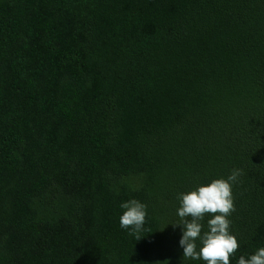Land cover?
Listing matches in <instances>:
<instances>
[{
  "label": "trees",
  "instance_id": "obj_1",
  "mask_svg": "<svg viewBox=\"0 0 264 264\" xmlns=\"http://www.w3.org/2000/svg\"><path fill=\"white\" fill-rule=\"evenodd\" d=\"M233 169L237 264L264 246V0H0V264H204L177 197Z\"/></svg>",
  "mask_w": 264,
  "mask_h": 264
},
{
  "label": "clouds",
  "instance_id": "obj_2",
  "mask_svg": "<svg viewBox=\"0 0 264 264\" xmlns=\"http://www.w3.org/2000/svg\"><path fill=\"white\" fill-rule=\"evenodd\" d=\"M240 175L233 169L227 177L211 179L194 189L178 194L176 215L181 223L178 246L182 256L191 260H202L204 264H230L239 247L236 236L230 231V214L235 210L232 187ZM119 225L136 240L142 238L147 216V205L135 198L122 201ZM206 216V230L202 221ZM163 230V229H162ZM237 264H264V246L254 252L241 255Z\"/></svg>",
  "mask_w": 264,
  "mask_h": 264
}]
</instances>
